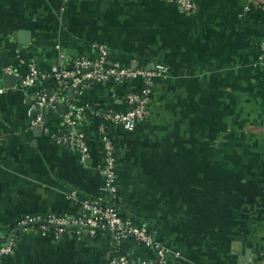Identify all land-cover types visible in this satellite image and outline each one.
Listing matches in <instances>:
<instances>
[{"label":"crops","instance_id":"crops-1","mask_svg":"<svg viewBox=\"0 0 264 264\" xmlns=\"http://www.w3.org/2000/svg\"><path fill=\"white\" fill-rule=\"evenodd\" d=\"M195 4L186 10L175 0H0V52L21 74L31 63L50 72L72 57H96L98 44L122 65L165 67L154 79L147 117L132 132L109 129L120 211L178 252L173 264H262L264 0ZM4 68L0 243L13 236L14 250L2 264H102L107 233L69 232L57 241L15 227L26 213L70 212L72 193L102 195L104 154L95 132L83 161L32 126L28 107L41 83L5 86ZM144 87L140 78L114 92L97 84L73 99L125 111L128 94Z\"/></svg>","mask_w":264,"mask_h":264},{"label":"built area","instance_id":"built-area-1","mask_svg":"<svg viewBox=\"0 0 264 264\" xmlns=\"http://www.w3.org/2000/svg\"><path fill=\"white\" fill-rule=\"evenodd\" d=\"M175 1L186 10H194L196 6L195 0ZM97 50L96 57H72L67 64L56 65L50 72L41 71L34 63L30 64L25 74H21L13 66L4 68L5 72L20 77L21 86L24 88L41 83V86L32 92V101L28 107L32 126H39L41 131L56 143L77 150L83 161L90 157L95 132L104 154L102 162L98 164V170L104 178L102 195L79 199L72 193L69 198L77 206L76 212L26 213L18 218L14 225L23 232L35 231L57 241L69 232L78 236L87 234L94 238L100 233H107L110 238L102 264H173L179 253L159 242L147 224L135 223L133 219L122 215L118 207L117 145L109 134V129L113 126H122L125 131L132 132L138 121L147 117L148 106L155 89L154 79L165 74L166 68L157 66L148 69L122 65L110 59L109 50L105 45L98 44ZM60 56L65 57L63 53ZM138 78L144 81L145 87L142 91H132L128 94L129 108L125 111L99 106L85 96L78 100L69 98L70 88L73 89L75 96L85 95L97 84H107L114 92L118 83ZM47 79H53L56 83L50 95L49 89L43 83ZM4 91V88H0V94ZM61 104L66 105L64 113L58 111ZM45 108L49 111L48 123L46 115L42 112ZM51 111L60 119L58 124H54L55 127L50 124ZM1 141L0 133V144ZM131 239L136 245L130 254L122 253L124 244ZM13 250V236L7 244L0 243V264L4 256Z\"/></svg>","mask_w":264,"mask_h":264},{"label":"water","instance_id":"water-1","mask_svg":"<svg viewBox=\"0 0 264 264\" xmlns=\"http://www.w3.org/2000/svg\"><path fill=\"white\" fill-rule=\"evenodd\" d=\"M0 58L3 59V63H0L1 67H7L10 65V54L6 51H1L0 52ZM3 78H4V84L5 86H9V87H13L14 85H16L17 81L20 80V77L16 76L15 74H10L5 72L3 74ZM48 94H51V89L48 90ZM69 98L72 100L73 99V89L70 88L69 89ZM66 110V105L65 104H61L58 106V111L60 113H64ZM42 112L46 115V122H49V111L47 108L43 109ZM36 114V113H35ZM33 114V115H35Z\"/></svg>","mask_w":264,"mask_h":264},{"label":"trees","instance_id":"trees-1","mask_svg":"<svg viewBox=\"0 0 264 264\" xmlns=\"http://www.w3.org/2000/svg\"><path fill=\"white\" fill-rule=\"evenodd\" d=\"M44 85L46 86L47 89H52L55 87L56 83L53 79H47L45 80L44 82ZM59 117L58 115H56L54 113V111H51L50 113V124L51 125H54V124H57L59 122ZM119 198H120V195L118 197V207H119ZM117 205V203H116ZM120 209V207H119ZM77 211V206H75L70 212L68 213H72V212H76ZM123 215V214H122ZM136 245L135 241L133 239L131 240H128L124 246H123V249H122V253H126V254H130V251L132 250V248Z\"/></svg>","mask_w":264,"mask_h":264}]
</instances>
